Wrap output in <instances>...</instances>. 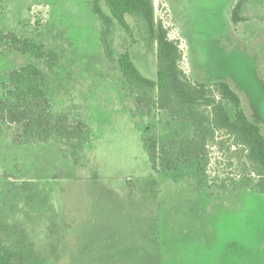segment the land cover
<instances>
[{
	"label": "rangeland",
	"instance_id": "1",
	"mask_svg": "<svg viewBox=\"0 0 264 264\" xmlns=\"http://www.w3.org/2000/svg\"><path fill=\"white\" fill-rule=\"evenodd\" d=\"M153 0L154 16L181 53L191 83L226 82L264 136V2ZM92 0H0V31L41 42L60 57L44 60L0 53V93L7 74L27 64L48 75L54 115L87 125L76 153L52 142L13 144L0 133V264L17 253L23 264H264V193L240 188L241 167L211 148L206 177L154 174L146 146L190 134L154 109L137 108L118 56L129 51L140 74L155 77L154 53L134 24L116 23L102 48Z\"/></svg>",
	"mask_w": 264,
	"mask_h": 264
},
{
	"label": "trees",
	"instance_id": "2",
	"mask_svg": "<svg viewBox=\"0 0 264 264\" xmlns=\"http://www.w3.org/2000/svg\"><path fill=\"white\" fill-rule=\"evenodd\" d=\"M251 2L237 0L230 12L231 23L244 22L241 11ZM91 12L100 23V40L111 60L108 38L116 23L129 36L134 24L145 47L154 53L158 69L153 79L140 74L129 51L118 58L121 77L142 112L152 109L166 113L172 121L188 126L190 134L165 145L150 140L146 152L156 175L183 180L188 173L194 180L206 175L211 148L226 151L241 167L240 188L264 193V136L241 109L238 95L226 82L191 83L180 68L181 53L160 21L155 20L153 0H92ZM16 53L44 60L51 72L59 67L60 57L31 38L0 31V53ZM2 54V53H1ZM264 76V57L262 61ZM8 132L19 146L47 145L55 142L76 153L88 142L86 124L65 113L54 115L49 95L48 75L34 64L10 71L0 93V133ZM206 177V176H205ZM7 264H23L12 253Z\"/></svg>",
	"mask_w": 264,
	"mask_h": 264
}]
</instances>
